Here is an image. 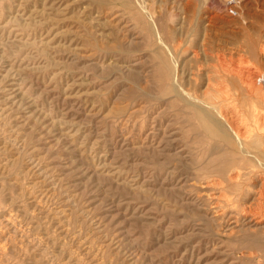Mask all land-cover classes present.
I'll use <instances>...</instances> for the list:
<instances>
[{"label": "rangeland", "instance_id": "rangeland-1", "mask_svg": "<svg viewBox=\"0 0 264 264\" xmlns=\"http://www.w3.org/2000/svg\"><path fill=\"white\" fill-rule=\"evenodd\" d=\"M263 52L264 0H0V264H264Z\"/></svg>", "mask_w": 264, "mask_h": 264}, {"label": "bare ground", "instance_id": "bare-ground-1", "mask_svg": "<svg viewBox=\"0 0 264 264\" xmlns=\"http://www.w3.org/2000/svg\"><path fill=\"white\" fill-rule=\"evenodd\" d=\"M154 24V23H153ZM160 39V38H159ZM162 39H160V41H161ZM179 40V39H178ZM254 42L255 43H257L256 42V40H254ZM165 43V42H164ZM163 43V44H164ZM162 44V43H161ZM258 44H259V42H258ZM177 45V44H176ZM165 48V47H164ZM167 49V48H166ZM254 50V49H253ZM263 50V49H262ZM261 50V51H262ZM162 51V50H161ZM167 51V50H166ZM244 51V50H243ZM163 52V51H162ZM169 52V51H168ZM227 52V51H226ZM164 53V52H163ZM264 53V52H263ZM262 53V54H263ZM259 54V53H258ZM169 55H170V53H169ZM219 55V54H218ZM230 56V55H229ZM264 56V55H263ZM221 58V57H220ZM234 58V57H233ZM220 60H222V59H220ZM232 61V60H231ZM223 62V61H222ZM234 62V61H233ZM217 64V63H216ZM229 66V65H228ZM238 66V65H237ZM240 66V65H239ZM220 67V66H219ZM234 66H232V68L231 69H229L228 70V72H227V74H226V78H224V79H226L229 83L231 82L232 84H233V86H234V88L237 90V93H235V96H232V99H236V96L237 95H248V96H253V97H255V98H257V99H260V100H264V89L262 88V86L264 87V73H262V74H259V75H257L256 74V76H254L253 78H252V76H249V75H242V74H240L238 71H237V69L236 68H233ZM223 69H225L224 67H222V70ZM248 69V68H247ZM246 69V70H247ZM256 72V71H255ZM261 72V71H260ZM247 73V72H246ZM257 73V72H256ZM214 74H215V72H214ZM218 76H219V73H218ZM220 76H221V73H220ZM175 79L173 78V81H174ZM208 80V79H207ZM225 80V81H226ZM213 81V80H212ZM175 82V81H174ZM174 84V83H173ZM194 84V83H193ZM206 85V84H205ZM194 86V85H193ZM231 86V85H230ZM232 86V87H233ZM173 88L175 87V84L172 86ZM220 87H223V86H220ZM176 89V88H175ZM175 89L173 90L174 91V93H175ZM233 91H234V89H233ZM245 91V93H243ZM204 92V91H203ZM236 92V91H235ZM180 95V94H178L177 92L175 93V95ZM192 94V93H191ZM223 94V93H222ZM233 95V94H232ZM187 96H189L190 97V95H187ZM230 96V95H229ZM228 96V97H229ZM191 97H193V96H191ZM182 98V97H181ZM180 98V99H181ZM196 99V98H195ZM198 99V98H197ZM200 100V99H199ZM183 101V100H182ZM214 101V100H213ZM219 101V100H218ZM202 102V101H201ZM187 103H190V102H187ZM194 103V102H193ZM203 103H205L204 101H203ZM219 103V102H218ZM208 104V103H207ZM220 104V103H219ZM194 105V104H193ZM199 105V104H198ZM224 105V104H223ZM234 105V104H233ZM238 105V104H237ZM195 106H197V105H195ZM201 106V105H200ZM199 106V107H200ZM214 106V105H213ZM198 107V106H197ZM214 108H216V107H214ZM213 108V109H214ZM218 108H219V116L221 117V119L223 120V125L226 127V129L229 131V133L231 134H229L231 137L233 136L234 138L233 139H235V142H233V144H232V142H230L232 145H236L237 143L239 144V145H241V144H247V143H249V142H251L252 140H253V142H255V143H258V142H256L257 140L256 139H254L255 137V135L253 134V133H250L249 132V127H250V125H252L251 124V121H252V118L251 119H248V117L249 116H247V115H249V114H247V113H245V110L244 109H242V107L240 106V107H237V106H233V108H231V109H229V110H227V109H222L220 106H218ZM230 108V107H229ZM253 108V107H252ZM200 109V108H199ZM206 110V109H205ZM208 112V111H207ZM215 113V112H214ZM247 114V115H246ZM244 115L245 116H247L246 118L244 117ZM217 116V115H216ZM214 117V119H216V117L215 116H213ZM213 117H212V119H213ZM213 119V120H214ZM209 121V125L211 126L210 127V132H212V134H215L216 136H219V137H221V135H222V132H223V129H222V127H220L219 125H221V124H217L215 121ZM258 125V124H257ZM254 126V125H253ZM255 126H256V124H255ZM258 127V126H257ZM225 129V131H227ZM258 130V129H257ZM259 131V134H261L260 132V130H258ZM262 131L264 132V130L262 129ZM224 133V132H223ZM263 134V133H262ZM228 135V136H229ZM229 136V137H230ZM260 136V138L257 136L256 138H258V139H261V140H263V142H264V135H259ZM226 140H228V138H227V136H226ZM229 140H231L230 138H229ZM242 142H241V141ZM234 141V140H233ZM239 145H238V148H239ZM243 148V147H242ZM240 149V148H239ZM263 150V149H262ZM244 151H246V150H244ZM243 151V152H244ZM258 162V161H257ZM261 164V163H260ZM235 174H236V172H235ZM232 175V174H231ZM252 177V176H251ZM209 182V181H208ZM207 182V183H208ZM207 185H209V184H207ZM205 186V185H204ZM257 195H258V197H264V181H262V184L259 186V188H258V190H257ZM214 198V197H213ZM221 199V198H220ZM262 199V198H261ZM256 203V202H255ZM238 204V203H237ZM246 205V204H245ZM256 205V204H255ZM261 206H263V205H261ZM248 209V208H247ZM250 210V209H249ZM251 210H252V208H251ZM262 210V209H261ZM238 211V210H237ZM254 211V210H253ZM258 211V210H257ZM255 213V212H254ZM256 214H259V213H256ZM221 217V216H220ZM260 217V218H259ZM259 217H257V219H255L256 221V223L258 222V223H262V222H264V220H261L262 218H264V215H262V214H260L259 215Z\"/></svg>", "mask_w": 264, "mask_h": 264}]
</instances>
